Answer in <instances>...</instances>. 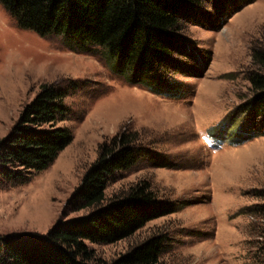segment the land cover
Here are the masks:
<instances>
[{
	"label": "rangeland",
	"instance_id": "374dc122",
	"mask_svg": "<svg viewBox=\"0 0 264 264\" xmlns=\"http://www.w3.org/2000/svg\"><path fill=\"white\" fill-rule=\"evenodd\" d=\"M206 7L211 9L210 3ZM182 36L211 60L205 70L188 73L191 59L175 53L171 63L186 70L171 68L168 73L190 91L183 98H169L127 82L101 55L71 50L61 36L21 28L0 3V140L41 84L62 81L74 91L66 99L71 116L59 123L71 128L73 141L28 183L0 185V235L53 228L98 158L101 143L127 128L138 131L146 145L177 167H156L142 158L116 174L107 195L148 179L159 196L184 207L128 238L90 244L98 257L111 262L163 235L160 259L166 264H264V220L247 211L264 204L254 194L264 190V135L238 144L226 139L220 147L216 139L226 133L229 118L239 114L236 121L241 122L240 111L252 95L247 77L254 68L253 47L264 45V0L243 6L219 29L194 24ZM86 213L73 212L67 219Z\"/></svg>",
	"mask_w": 264,
	"mask_h": 264
},
{
	"label": "trees",
	"instance_id": "16d2710c",
	"mask_svg": "<svg viewBox=\"0 0 264 264\" xmlns=\"http://www.w3.org/2000/svg\"><path fill=\"white\" fill-rule=\"evenodd\" d=\"M255 0H0L21 28L44 37L61 36L71 50L101 55L109 67L132 84L171 98H183L189 86L173 71L197 73L210 55L182 36L189 25L216 30L243 6ZM210 3V8L206 7ZM208 10V11H207ZM201 19L197 18L200 17ZM187 50L189 53H187ZM180 53L191 59L186 69L171 62ZM254 68L248 74L252 95L229 118L220 138L232 143L264 135V45L252 49ZM62 81L43 83L25 106L18 122L0 140V185L28 183L47 169L73 141L70 127L59 125L71 116L66 99L73 93ZM215 134V133H214ZM154 166L177 167L167 156L146 145L138 131L124 129L103 141L99 155L68 201L64 216L47 233L0 235V264H166L161 261L165 236L155 235L108 262L90 244H111L128 238L148 222L178 212L184 203L163 198L148 179H141L111 196L110 182L140 159ZM264 200V190H256ZM87 213L67 219L68 214ZM248 212L264 220V204Z\"/></svg>",
	"mask_w": 264,
	"mask_h": 264
}]
</instances>
